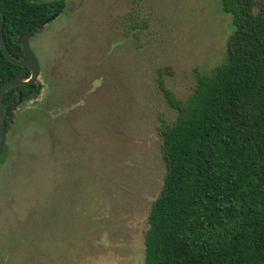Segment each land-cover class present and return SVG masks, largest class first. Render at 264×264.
I'll return each mask as SVG.
<instances>
[{
	"label": "rangeland",
	"instance_id": "1",
	"mask_svg": "<svg viewBox=\"0 0 264 264\" xmlns=\"http://www.w3.org/2000/svg\"><path fill=\"white\" fill-rule=\"evenodd\" d=\"M232 28L219 0H65L28 40L42 90L5 134L0 264H144L166 173L158 115L176 119L157 80L183 101Z\"/></svg>",
	"mask_w": 264,
	"mask_h": 264
},
{
	"label": "trees",
	"instance_id": "2",
	"mask_svg": "<svg viewBox=\"0 0 264 264\" xmlns=\"http://www.w3.org/2000/svg\"><path fill=\"white\" fill-rule=\"evenodd\" d=\"M219 2L233 27L224 61L208 74L195 73L183 101L157 80L176 119L158 115L166 173L148 215L144 264H264V0ZM64 8L65 0H0L9 55L21 60L17 39L36 35ZM134 22L126 36L147 30V18ZM15 76L27 79L29 71L0 52V88ZM41 90L36 82L6 92L5 134L17 94L27 100Z\"/></svg>",
	"mask_w": 264,
	"mask_h": 264
},
{
	"label": "water",
	"instance_id": "3",
	"mask_svg": "<svg viewBox=\"0 0 264 264\" xmlns=\"http://www.w3.org/2000/svg\"><path fill=\"white\" fill-rule=\"evenodd\" d=\"M58 13L53 14L50 16L45 23L53 20L55 17H57ZM44 23V24H45ZM31 35L30 32L27 31L23 36L19 37L17 39V44H19L22 48L23 58L21 60H15L13 59L9 53L7 52L4 37H3V19L0 21V52L2 55L12 64L16 66H20L22 68H25L29 71V76L27 79H23L20 76H15L11 78L8 82L3 84L0 88V155L4 149L5 144V131H4V116H3V97L6 94V92L14 86L19 87H26L29 85H32L37 82L38 76H39V64L36 60L34 54L31 52L28 40L30 39ZM23 99V95L19 94L17 98L16 105H19Z\"/></svg>",
	"mask_w": 264,
	"mask_h": 264
},
{
	"label": "flooded vegetation",
	"instance_id": "4",
	"mask_svg": "<svg viewBox=\"0 0 264 264\" xmlns=\"http://www.w3.org/2000/svg\"><path fill=\"white\" fill-rule=\"evenodd\" d=\"M19 94H22V93H18V94H17V98H18V95H19ZM22 95H23V94H22ZM23 98H24V97H23ZM17 106H18V105H17Z\"/></svg>",
	"mask_w": 264,
	"mask_h": 264
}]
</instances>
